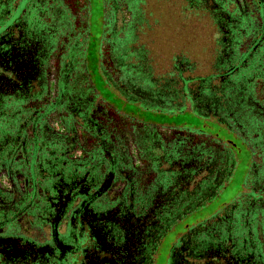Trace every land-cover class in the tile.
<instances>
[{"label":"flooded vegetation","instance_id":"1","mask_svg":"<svg viewBox=\"0 0 264 264\" xmlns=\"http://www.w3.org/2000/svg\"><path fill=\"white\" fill-rule=\"evenodd\" d=\"M105 1L93 53L89 0H0V264H264V0H189L223 34L204 76L119 52ZM182 111L216 130L146 117Z\"/></svg>","mask_w":264,"mask_h":264},{"label":"rangeland","instance_id":"2","mask_svg":"<svg viewBox=\"0 0 264 264\" xmlns=\"http://www.w3.org/2000/svg\"><path fill=\"white\" fill-rule=\"evenodd\" d=\"M126 1L129 2V6L131 4L134 6L133 10L136 16L134 17L133 26H130V30H128L125 24L126 20L124 23L121 21L122 18H127V12L120 9L117 13L119 20L117 21L116 34L124 36L119 52L124 53L126 50L125 33L128 32L129 37H136L133 43L134 46L144 47L158 66L166 69L170 65L168 56L177 53L184 54L189 58L195 65V74L204 76L215 72L212 64H215L223 53V34L219 25L211 23L207 10L196 8L193 11L189 9V6H187L189 0ZM102 3V0H89L90 17L93 20L90 47L93 53L98 49L97 35L101 29V21L105 20L107 12L108 17L110 16V10L106 12ZM122 3H124V0ZM105 4L109 9L111 8L108 0L105 1ZM91 62L94 61L91 60ZM158 70L160 71V69ZM155 72L157 71L155 70ZM96 82L101 84L102 81L97 78ZM106 96L111 97L109 93ZM113 102L116 103L117 100L114 99ZM117 103L119 104V102ZM146 117L156 122H185L192 127H202L203 124L205 130H216L211 128V123L201 121L198 116L189 111L175 113L173 116H167L161 112H152L146 113ZM242 153V162H244L246 153L244 150ZM238 168L241 172L244 166L239 165Z\"/></svg>","mask_w":264,"mask_h":264},{"label":"trees","instance_id":"3","mask_svg":"<svg viewBox=\"0 0 264 264\" xmlns=\"http://www.w3.org/2000/svg\"><path fill=\"white\" fill-rule=\"evenodd\" d=\"M211 3H212V2H210V4H211ZM204 5H205V4H204ZM187 6H189L188 8L191 9V10H193V11H194V9H196V8H200V9H202V10H204V11L207 10V12H209V9H206V8H204V7H202V6H199V5L196 6L195 4H193V5L191 4V5H190V1H188V5H187ZM186 8H187V7H186ZM215 11L217 12V9H216V8L214 9V17H216V15H215V14H216ZM212 13H213V12H212ZM209 17H210L211 23H212V24H216V23H213V21H212V17H211V15H210V12H209ZM216 25H218V24H216ZM219 27H220V26H219Z\"/></svg>","mask_w":264,"mask_h":264}]
</instances>
